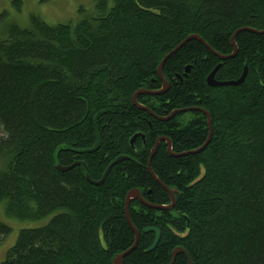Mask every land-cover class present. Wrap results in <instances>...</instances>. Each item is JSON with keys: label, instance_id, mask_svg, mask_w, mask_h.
I'll return each mask as SVG.
<instances>
[{"label": "trees", "instance_id": "trees-1", "mask_svg": "<svg viewBox=\"0 0 264 264\" xmlns=\"http://www.w3.org/2000/svg\"><path fill=\"white\" fill-rule=\"evenodd\" d=\"M76 24H12L0 39V201L20 231L1 264H170L184 248L194 264H264V0H97ZM163 94H140L163 87ZM238 80L239 85L210 86ZM189 67V71L187 70ZM178 112L168 118L174 111ZM200 109V110H197ZM209 111L212 139L208 140ZM168 118V119H167ZM134 143L132 139L136 136ZM117 162L102 180L109 166ZM80 165L61 171L58 165ZM155 227L161 239L155 249ZM12 228L0 221V236ZM174 264H189L184 253Z\"/></svg>", "mask_w": 264, "mask_h": 264}, {"label": "rangeland", "instance_id": "rangeland-1", "mask_svg": "<svg viewBox=\"0 0 264 264\" xmlns=\"http://www.w3.org/2000/svg\"><path fill=\"white\" fill-rule=\"evenodd\" d=\"M97 0H0V39L8 37L12 24L31 26L32 16H39L49 24L72 23L96 14ZM4 135L0 126V138ZM53 215L42 220H18L6 214L5 202L0 201V221L12 228L11 233L0 236V264L8 250L15 245L20 231L45 226Z\"/></svg>", "mask_w": 264, "mask_h": 264}, {"label": "water", "instance_id": "water-1", "mask_svg": "<svg viewBox=\"0 0 264 264\" xmlns=\"http://www.w3.org/2000/svg\"><path fill=\"white\" fill-rule=\"evenodd\" d=\"M243 30H250V31H257V30H253V29H250V28H243V29H240L239 31L235 32L234 35L232 36L231 38V42L234 46V53L231 54V55H222L218 52H216L201 36L197 35V34H194V35H190L188 38H186L176 49H174L170 54H168L164 59L163 61L161 62L160 66H159V75H160V78L162 79L163 81V87L160 89V90H157V91H150V90H145V89H141L139 91H137L134 96H133V101L134 103L141 109H146V110H150L149 108H146L145 106L141 105L139 102H138V96L140 94H163L165 93L169 87H170V83L169 81L165 78L164 74H163V66L164 64L166 63V61L168 60V58L173 54L175 53L177 50H179L184 44H186L189 40L191 39H198L200 41H202L210 50H212L217 56H219L222 60H225V59H229V58H232V57H235L237 52H238V46H237V43H236V36L237 34L240 32V31H243ZM222 64H219L207 77V82L210 86H227V85H239V84H242L246 77H247V74H248V66H245V69L243 71V74L241 75V77L238 79V80H234V81H218L216 79V73L217 71L219 70V68L221 67ZM187 70L189 71V67H187ZM195 108H192V109H182V110H176L174 111L168 118H172L176 113L178 112H186V111H190V110H193ZM197 110H200V109H197ZM204 111V113L207 115L208 117V125H209V130H210V133H209V137H208V140L207 142L199 149L197 150H194V151H190V152H186V153H182V154H174L175 156H183V155H189V154H195V153H199L201 152L202 150H204L206 148V146L209 144V142L211 141L212 139V134H213V129H212V118H211V115L209 113V111H205V110H202ZM167 118V119H168ZM137 135L134 136V138L132 139V142L135 141ZM162 141H166L167 144H168V152L173 154V149H172V142L170 139L166 138V137H160L157 139L156 141V145H155V148L153 149L152 153H151V156H150V159H149V163H148V168H149V171L151 172V174L153 175V177L155 178V180L162 184L164 186V188L169 192L170 196H171V199H172V203L170 205H153L151 203H149L147 200L144 199V197L142 196V193L139 189H132L128 195H127V202H126V217H127V221L128 223L130 224V226L133 228V230L135 231V237H136V241H135V244L132 248H130L129 250H127L126 252L122 253V254H119L115 257L114 259V264H123V258L128 255L130 252H132L138 245V242H139V238H140V232L139 230L135 227V225L133 224V221L131 219V215H130V205H131V201L132 199H139L140 201H142L144 204L150 206V207H153V208H157V209H173L175 204H176V196H175V190H172L170 189L169 187H167L166 185H164L161 180L157 177V175L154 173L153 169H152V159L154 157V155L156 154V151L158 149V147L160 146L161 142ZM128 158L127 156H120L116 159V161L111 164L109 166V168L107 169L106 173L104 174V177L102 178V180L100 181H93L91 180L90 176H87V179L88 181H90L91 183H94V184H101L103 181H105L109 171L112 169L113 165L119 161H122L124 159ZM81 163L80 162H76L74 163L73 165H70V166H62L61 164L58 165V169L61 170V171H67V170H70L72 168H74L75 166L77 165H80ZM144 232L148 233V232H155V241L153 243V245L151 246V248L149 250H153L156 248V246L158 245L160 239H161V231L160 229L158 228H155V227H149V228H146L144 229ZM179 253H184L186 256H187V259H188V262L189 264H194L189 256V254L187 253V251L184 249V248H180V249H177L176 251L173 252V258H172V261L170 264H174L175 260H176V257Z\"/></svg>", "mask_w": 264, "mask_h": 264}, {"label": "bare ground", "instance_id": "bare-ground-1", "mask_svg": "<svg viewBox=\"0 0 264 264\" xmlns=\"http://www.w3.org/2000/svg\"><path fill=\"white\" fill-rule=\"evenodd\" d=\"M119 162H120V161H119ZM113 163H114V162H113ZM113 163H112V164H113ZM115 164H116V163H115ZM144 199H145V198H144ZM132 200H133V199H132ZM126 202H127V201H126ZM180 248H181V247H177L174 251H176L177 249H180ZM174 251H173V252H174ZM179 254H180V253H179ZM172 255H173V253H172Z\"/></svg>", "mask_w": 264, "mask_h": 264}, {"label": "flooded vegetation", "instance_id": "flooded-vegetation-1", "mask_svg": "<svg viewBox=\"0 0 264 264\" xmlns=\"http://www.w3.org/2000/svg\"><path fill=\"white\" fill-rule=\"evenodd\" d=\"M132 143H134V142H132Z\"/></svg>", "mask_w": 264, "mask_h": 264}]
</instances>
